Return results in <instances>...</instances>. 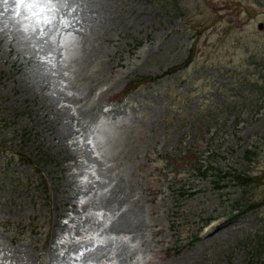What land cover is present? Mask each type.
<instances>
[{
	"label": "rangeland",
	"instance_id": "rangeland-1",
	"mask_svg": "<svg viewBox=\"0 0 264 264\" xmlns=\"http://www.w3.org/2000/svg\"><path fill=\"white\" fill-rule=\"evenodd\" d=\"M57 8L0 0V264H264V206L232 208L264 182L229 180L264 176V0Z\"/></svg>",
	"mask_w": 264,
	"mask_h": 264
},
{
	"label": "snow or ice",
	"instance_id": "snow-or-ice-1",
	"mask_svg": "<svg viewBox=\"0 0 264 264\" xmlns=\"http://www.w3.org/2000/svg\"><path fill=\"white\" fill-rule=\"evenodd\" d=\"M7 3V0H4ZM15 3V16L21 17L22 13L20 11V7L23 6L25 12L23 14V18L27 19L28 15L36 18V22L38 25L42 24L45 27L52 25L55 18L56 13L58 12L57 3L58 0H14ZM67 25H65L66 27ZM45 27L39 28V32L41 35L45 32ZM27 31V28L24 29ZM36 31V29H33ZM91 143V141H88Z\"/></svg>",
	"mask_w": 264,
	"mask_h": 264
},
{
	"label": "trees",
	"instance_id": "trees-1",
	"mask_svg": "<svg viewBox=\"0 0 264 264\" xmlns=\"http://www.w3.org/2000/svg\"><path fill=\"white\" fill-rule=\"evenodd\" d=\"M193 57H194V54L190 53L189 56L187 57V59L185 60V62L181 66H179V68L188 66L191 63V61L193 60ZM179 68L173 67L169 71V74H172L173 72H175ZM216 153H217V149L214 148V152L208 158V162H209L210 167H213L214 164H216V162H217L216 161ZM215 168H217V167H215ZM231 177H232V181H234L240 187H246V186H251V185L256 186L260 182H262V179H263V175L252 177L250 174H247V173H244V172L243 173H237L235 175H232ZM262 204H264V198H262L259 201H254V202L248 204L246 208L247 209L248 208H250V209L257 208V207H259ZM247 209H244L242 212H245Z\"/></svg>",
	"mask_w": 264,
	"mask_h": 264
}]
</instances>
